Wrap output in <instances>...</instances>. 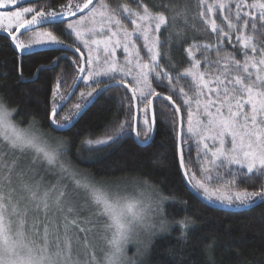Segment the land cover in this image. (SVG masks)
Instances as JSON below:
<instances>
[{
	"label": "snow or ice",
	"instance_id": "snow-or-ice-1",
	"mask_svg": "<svg viewBox=\"0 0 264 264\" xmlns=\"http://www.w3.org/2000/svg\"><path fill=\"white\" fill-rule=\"evenodd\" d=\"M0 39L19 95L0 83V264H147L157 238L169 264H218L220 241L187 200L119 163L99 175L80 163L100 160L85 161V149L161 133L202 202L264 203V0H0ZM25 57L33 83L54 74L37 90L39 118L20 88ZM106 94L98 132L78 143L79 133L52 134Z\"/></svg>",
	"mask_w": 264,
	"mask_h": 264
},
{
	"label": "trees",
	"instance_id": "trees-1",
	"mask_svg": "<svg viewBox=\"0 0 264 264\" xmlns=\"http://www.w3.org/2000/svg\"><path fill=\"white\" fill-rule=\"evenodd\" d=\"M231 48V45H227ZM59 53H54L58 55ZM45 56L48 53L44 54ZM72 53L69 52V56ZM175 55L179 56L180 53ZM186 55V54H185ZM199 56V54H197ZM7 57L9 61L14 59L10 47L5 46V41L0 39V63ZM35 58H24L23 75L25 83L20 84V88L28 89L31 93V101L28 108L37 115V118L43 116L44 109L41 104L36 103V99H44L38 89H46L53 73H41L38 80L32 82V76L35 72ZM187 66V65H185ZM59 71V69H57ZM0 72H7V80L0 79V83L9 85L17 95L14 99H19L18 90L15 88L16 74L14 63H8L6 68H0ZM111 101L107 100V94L97 100L84 114L80 122L76 124L71 131L53 132L57 137H70L73 133H79L76 138L78 143L80 139L89 135V132H98L100 127L109 119V109ZM99 156L100 160L94 164L80 163L82 169H90L97 174L105 171L104 166L119 163L124 170V174L130 176L146 177L148 180L160 185L166 193H175V195L189 202L187 215L199 218L207 217L209 219L208 227L216 233L220 241V247L217 248L216 259L218 264H264V203H261L250 209L236 211L233 209H224L221 207L209 206L205 202L195 197L188 187L185 186L181 174L177 167L175 149L173 141L169 135L158 133L155 139L142 145L129 137L123 140L119 145L111 149H104L101 152L83 151L85 161ZM195 159V149L192 152ZM79 163V162H78ZM195 170V167H194ZM118 174H120L118 172ZM248 187L251 189V185ZM180 208V205H176ZM172 211V209H169ZM180 211L178 215H184ZM225 224L233 225L231 234L225 233L223 226ZM227 246V250H225ZM166 247L165 240L157 238L152 254L147 264H169V258L163 252Z\"/></svg>",
	"mask_w": 264,
	"mask_h": 264
},
{
	"label": "rangeland",
	"instance_id": "rangeland-1",
	"mask_svg": "<svg viewBox=\"0 0 264 264\" xmlns=\"http://www.w3.org/2000/svg\"><path fill=\"white\" fill-rule=\"evenodd\" d=\"M117 55H118V57L121 55V53L120 52H118L117 53ZM54 136H56L54 133H52Z\"/></svg>",
	"mask_w": 264,
	"mask_h": 264
}]
</instances>
